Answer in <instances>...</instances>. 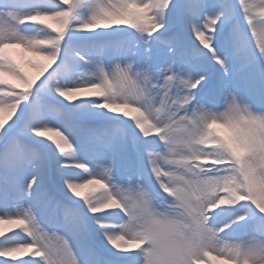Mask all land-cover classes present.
I'll list each match as a JSON object with an SVG mask.
<instances>
[{
    "label": "snow or ice",
    "instance_id": "obj_1",
    "mask_svg": "<svg viewBox=\"0 0 264 264\" xmlns=\"http://www.w3.org/2000/svg\"><path fill=\"white\" fill-rule=\"evenodd\" d=\"M0 144V264H264V0H0Z\"/></svg>",
    "mask_w": 264,
    "mask_h": 264
},
{
    "label": "rangeland",
    "instance_id": "obj_2",
    "mask_svg": "<svg viewBox=\"0 0 264 264\" xmlns=\"http://www.w3.org/2000/svg\"><path fill=\"white\" fill-rule=\"evenodd\" d=\"M178 27L187 31V27L182 23L178 24ZM197 43H198V41H197ZM10 51L13 53V55L16 56V58L18 60H21L22 62L24 61L25 57L21 54V50L11 49ZM205 51H207V50L205 49ZM45 63H47V62H45ZM52 67H55V65H52ZM25 70L32 76L36 75V69L28 66L27 64H25ZM48 71H51V68H49ZM46 74L47 73H45V75ZM49 135H51V133H49ZM38 139H46V137H41ZM0 147H2V144H0ZM102 191H103V189L99 188V186H96V185H90L87 188L82 189V193L85 195H98ZM61 196L63 197V193H61ZM222 219H224V220L227 219V210H225L224 214L222 215ZM4 227L6 230L9 228H11L13 231L18 230V229H15L14 226H10V225H4ZM41 227H45V225H41ZM45 231L52 237V243H57L58 242L57 238L63 237L65 235L63 231H57L54 226L45 227ZM248 238L251 239V237H248ZM130 247H134V246L130 245ZM16 255L19 258H28L26 255H21V254H16ZM3 259H10V258H3ZM213 264H224V262L213 259Z\"/></svg>",
    "mask_w": 264,
    "mask_h": 264
}]
</instances>
